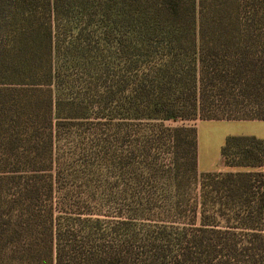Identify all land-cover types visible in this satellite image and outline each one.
Listing matches in <instances>:
<instances>
[{"label":"trees","instance_id":"16d2710c","mask_svg":"<svg viewBox=\"0 0 264 264\" xmlns=\"http://www.w3.org/2000/svg\"><path fill=\"white\" fill-rule=\"evenodd\" d=\"M195 120H264V0H0V264H264V172Z\"/></svg>","mask_w":264,"mask_h":264},{"label":"rangeland","instance_id":"374dc122","mask_svg":"<svg viewBox=\"0 0 264 264\" xmlns=\"http://www.w3.org/2000/svg\"><path fill=\"white\" fill-rule=\"evenodd\" d=\"M198 120L189 122L190 125L196 127ZM234 121H219V120H206L199 123L200 128L198 131V137L200 139V158L203 161V168L208 167L211 161H217L220 157L219 151L224 139L231 135H240L241 122ZM199 142V141H198ZM160 157L164 162L168 161V156L166 154V147L161 146ZM218 164V163H217ZM93 189L100 190L94 187ZM91 207V206H90Z\"/></svg>","mask_w":264,"mask_h":264},{"label":"crops","instance_id":"0c3cea01","mask_svg":"<svg viewBox=\"0 0 264 264\" xmlns=\"http://www.w3.org/2000/svg\"><path fill=\"white\" fill-rule=\"evenodd\" d=\"M219 121H221V120H219ZM223 121H227V120H223ZM228 121H234V122H238V123L241 122L240 123L241 129L239 130V132H236V133L243 135V136H253V137L261 140L262 146H263L262 164L258 165V166H243V167L227 166L224 164L221 157H219L217 159V161H211V163L208 167L205 166V168H203L204 163L200 158V139L198 137V131H199L198 128H200L199 123L201 122V121H199L198 124L196 125V130H197V168H198V170L200 172H211V171H216V172H226V171H232V172H235V171L264 172V120H228Z\"/></svg>","mask_w":264,"mask_h":264}]
</instances>
